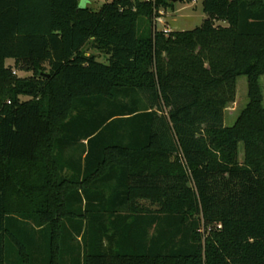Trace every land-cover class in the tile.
I'll return each instance as SVG.
<instances>
[{
  "label": "trees",
  "instance_id": "trees-1",
  "mask_svg": "<svg viewBox=\"0 0 264 264\" xmlns=\"http://www.w3.org/2000/svg\"><path fill=\"white\" fill-rule=\"evenodd\" d=\"M78 1L0 0V264H264V0Z\"/></svg>",
  "mask_w": 264,
  "mask_h": 264
},
{
  "label": "rangeland",
  "instance_id": "rangeland-1",
  "mask_svg": "<svg viewBox=\"0 0 264 264\" xmlns=\"http://www.w3.org/2000/svg\"><path fill=\"white\" fill-rule=\"evenodd\" d=\"M104 1L107 0H79L78 4L81 8H89L93 11H98ZM160 11L162 12L161 14L155 13L151 19L153 26L158 30L167 29V31H172L194 29L195 27L199 26L207 17L202 10V0H195V3L189 0H182L180 2L174 3L170 8H162ZM221 23L222 25L226 24L225 22L221 21L216 22V24ZM146 25V20H139V27L141 30H144ZM86 50L89 53H93L98 61L106 62L107 57L102 52L93 49L90 47V45L86 46ZM5 66L10 67L17 77L24 78L30 77L32 75L31 72L21 71L18 68H15L13 60L7 59L5 61ZM260 83L264 93V75L260 77ZM247 91V78L245 76H238L235 83V100L224 110L223 124L225 126L233 125L241 110L248 103ZM20 99L27 100L29 98L26 96H21ZM239 160H242L241 144Z\"/></svg>",
  "mask_w": 264,
  "mask_h": 264
},
{
  "label": "built area",
  "instance_id": "built-area-1",
  "mask_svg": "<svg viewBox=\"0 0 264 264\" xmlns=\"http://www.w3.org/2000/svg\"><path fill=\"white\" fill-rule=\"evenodd\" d=\"M143 1L151 4L152 6H154V14L155 13H160V14L162 13L160 11V9H162V8H158L157 10L155 9V4H156L157 0H143ZM190 1H192L193 3H195V0H190Z\"/></svg>",
  "mask_w": 264,
  "mask_h": 264
},
{
  "label": "water",
  "instance_id": "water-1",
  "mask_svg": "<svg viewBox=\"0 0 264 264\" xmlns=\"http://www.w3.org/2000/svg\"><path fill=\"white\" fill-rule=\"evenodd\" d=\"M170 1L174 4V3L180 2L182 0H170Z\"/></svg>",
  "mask_w": 264,
  "mask_h": 264
},
{
  "label": "crops",
  "instance_id": "crops-1",
  "mask_svg": "<svg viewBox=\"0 0 264 264\" xmlns=\"http://www.w3.org/2000/svg\"><path fill=\"white\" fill-rule=\"evenodd\" d=\"M221 25H222V23H221ZM164 31H167V29H163ZM169 31V30H168ZM11 60V59H10Z\"/></svg>",
  "mask_w": 264,
  "mask_h": 264
}]
</instances>
